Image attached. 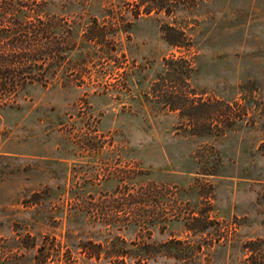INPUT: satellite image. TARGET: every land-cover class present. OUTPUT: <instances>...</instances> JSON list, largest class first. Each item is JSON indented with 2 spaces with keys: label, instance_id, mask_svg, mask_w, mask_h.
I'll use <instances>...</instances> for the list:
<instances>
[{
  "label": "rangeland",
  "instance_id": "obj_1",
  "mask_svg": "<svg viewBox=\"0 0 264 264\" xmlns=\"http://www.w3.org/2000/svg\"><path fill=\"white\" fill-rule=\"evenodd\" d=\"M28 1L76 46L0 106V264H264V0ZM94 19L119 28L87 40ZM161 83L204 105L170 110ZM146 186L154 214L132 218Z\"/></svg>",
  "mask_w": 264,
  "mask_h": 264
},
{
  "label": "trees",
  "instance_id": "obj_2",
  "mask_svg": "<svg viewBox=\"0 0 264 264\" xmlns=\"http://www.w3.org/2000/svg\"><path fill=\"white\" fill-rule=\"evenodd\" d=\"M132 1V4L136 6V13L140 10L143 12L161 10L165 13L171 11L172 0ZM118 13L120 14V11ZM115 28L119 27L114 26L113 22L103 24L94 19L85 24L82 29L88 34L85 36L87 40L97 41V38L102 39V33L110 32ZM162 32L163 37L166 38L164 30ZM103 37L105 38V34ZM172 44L179 46L178 40L173 41ZM73 46L75 47L76 44L71 39V25L43 11L39 3L28 0H0V106L7 104L10 98L26 85L37 83L40 86H47L51 84L60 70L69 67L67 52L73 49ZM176 63H181L184 68L177 66ZM163 65L165 71L171 72L173 76H183L182 78L188 77L191 70L188 60L182 57L164 58ZM158 85L160 96L167 98V102L165 100L163 102L167 104L172 102L168 104L170 110H178L182 113L183 106L196 109L204 105L203 102L197 103L189 89H182L174 84L172 86L164 83ZM194 130L189 129L191 134H197ZM146 187L140 188L138 194L132 190L126 193L125 206L132 218L134 214L141 217H147L149 213L154 214L155 206L145 205L140 199L147 194L150 196L149 192H153L152 186ZM117 204H103L99 205V208L102 211V208L109 207L112 208L111 211H114L123 206L121 204L117 206ZM177 242L181 244L180 241ZM124 255L122 251L111 252L106 255L110 258L107 264H126ZM144 259L137 255L132 264H144Z\"/></svg>",
  "mask_w": 264,
  "mask_h": 264
}]
</instances>
